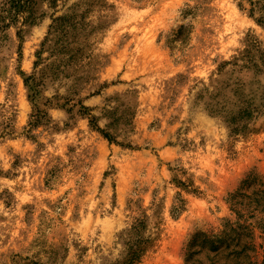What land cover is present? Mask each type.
<instances>
[{"label": "rangeland", "instance_id": "obj_1", "mask_svg": "<svg viewBox=\"0 0 264 264\" xmlns=\"http://www.w3.org/2000/svg\"><path fill=\"white\" fill-rule=\"evenodd\" d=\"M28 17L0 22V264H121L138 226V264H188L264 179V0H34Z\"/></svg>", "mask_w": 264, "mask_h": 264}, {"label": "trees", "instance_id": "obj_2", "mask_svg": "<svg viewBox=\"0 0 264 264\" xmlns=\"http://www.w3.org/2000/svg\"><path fill=\"white\" fill-rule=\"evenodd\" d=\"M34 0H6L1 9L0 22L3 28L20 20L26 23ZM234 131L239 124L231 118ZM235 220L225 224L218 236L196 234L189 246L188 264H258L257 232L264 234V179H246L229 194L227 201ZM128 251L121 264H138L147 252L149 240L142 237L141 226L134 228Z\"/></svg>", "mask_w": 264, "mask_h": 264}]
</instances>
